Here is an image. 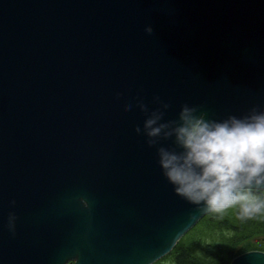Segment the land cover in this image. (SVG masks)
Returning a JSON list of instances; mask_svg holds the SVG:
<instances>
[{
	"label": "water",
	"instance_id": "obj_1",
	"mask_svg": "<svg viewBox=\"0 0 264 264\" xmlns=\"http://www.w3.org/2000/svg\"><path fill=\"white\" fill-rule=\"evenodd\" d=\"M155 96L264 110V0H0V264H154L210 213L135 132Z\"/></svg>",
	"mask_w": 264,
	"mask_h": 264
},
{
	"label": "clouds",
	"instance_id": "obj_2",
	"mask_svg": "<svg viewBox=\"0 0 264 264\" xmlns=\"http://www.w3.org/2000/svg\"><path fill=\"white\" fill-rule=\"evenodd\" d=\"M144 31L153 34L150 24ZM153 102L158 107L149 109L137 98L135 106L145 119L135 132L146 138L148 147H156L162 174L174 192L201 212L238 208L242 220L264 214V110L253 106L241 117L216 120L200 106L185 103L176 119L165 120L170 104L159 96ZM133 107L125 104L124 111ZM169 139L175 147L160 143ZM81 203L89 206L85 198ZM16 220L15 212H9L7 227L13 235Z\"/></svg>",
	"mask_w": 264,
	"mask_h": 264
},
{
	"label": "trees",
	"instance_id": "obj_3",
	"mask_svg": "<svg viewBox=\"0 0 264 264\" xmlns=\"http://www.w3.org/2000/svg\"><path fill=\"white\" fill-rule=\"evenodd\" d=\"M250 250L264 251V214L242 220L238 208H231L206 214L154 264L168 258L171 264H231Z\"/></svg>",
	"mask_w": 264,
	"mask_h": 264
},
{
	"label": "rangeland",
	"instance_id": "obj_4",
	"mask_svg": "<svg viewBox=\"0 0 264 264\" xmlns=\"http://www.w3.org/2000/svg\"><path fill=\"white\" fill-rule=\"evenodd\" d=\"M157 264H171V260L168 258V259H165V260H161L159 263Z\"/></svg>",
	"mask_w": 264,
	"mask_h": 264
}]
</instances>
